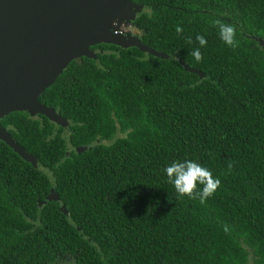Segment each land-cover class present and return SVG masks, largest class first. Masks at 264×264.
<instances>
[{"label":"trees","instance_id":"obj_1","mask_svg":"<svg viewBox=\"0 0 264 264\" xmlns=\"http://www.w3.org/2000/svg\"><path fill=\"white\" fill-rule=\"evenodd\" d=\"M133 1L168 58L72 60L39 98L69 143L44 115L0 120L42 167L0 140V264L32 222L18 264H264V0Z\"/></svg>","mask_w":264,"mask_h":264},{"label":"water","instance_id":"obj_2","mask_svg":"<svg viewBox=\"0 0 264 264\" xmlns=\"http://www.w3.org/2000/svg\"><path fill=\"white\" fill-rule=\"evenodd\" d=\"M141 12L142 6L133 0H0V120L13 112H27L63 125V117L39 98L72 60L96 58L90 49L95 44L138 47L168 58L131 35L130 25ZM0 140L38 166V160L1 126Z\"/></svg>","mask_w":264,"mask_h":264},{"label":"flooded vegetation","instance_id":"obj_3","mask_svg":"<svg viewBox=\"0 0 264 264\" xmlns=\"http://www.w3.org/2000/svg\"><path fill=\"white\" fill-rule=\"evenodd\" d=\"M143 11H144V7H142V12L137 14V17L140 16L143 13ZM137 17H136V19H137ZM135 21L132 23L133 24V29L135 31H139L140 32V30L136 27ZM134 30L132 31L131 35L134 38L135 37H138L137 39L142 40L141 34L140 35H135ZM95 56H96V58L94 60H97V52H95ZM78 59H80V58H78ZM59 115H61V114H59ZM62 117L64 119V124L63 125H59V124L51 121L50 119L49 120L52 123L55 124L56 129H58V131H61L62 132V134L64 135V137L67 139V142L69 143V139L68 138H69V134L71 133V121L68 120L67 118H65L64 116H62ZM87 149H88L87 146H81L79 148H76L77 151H79V150L80 151H86ZM69 150H71V147H69ZM32 166L34 168H37L38 166L40 167L41 165L38 164V166H35V165L32 164ZM40 168H42V167H40ZM0 182H1V176H0ZM0 186H1V184H0ZM51 193H52V191H51ZM51 196L52 197H55L56 194H54V192H53L51 194ZM0 217H1V214H0ZM31 217H33V215L32 216L30 215V217L28 218L29 221L32 220ZM14 228L16 229L14 231L17 232L18 235H17L16 239L15 240H11V242H13V244L18 247V253L20 251V247L21 246H29V247H31V246L35 245V243H36V232H35V223L34 222H32L31 224H22V223H18L16 225L14 224ZM26 228H33V230L30 229L29 232H27V229ZM22 229H23V231H22ZM0 252H1V249H0ZM18 253H17L16 258L14 260V262H17L16 264H18V262L21 261V258H20V256H19ZM29 253H31V250H30ZM11 258H13V257H11ZM0 259H3L1 255H0ZM71 260H74V259L71 258ZM28 264H35L31 260V257L29 259ZM45 264H47V263H45ZM51 264H70V263H69V261H67V259H63L61 261L56 260L55 263H51ZM71 264H73V263H71Z\"/></svg>","mask_w":264,"mask_h":264},{"label":"rangeland","instance_id":"obj_4","mask_svg":"<svg viewBox=\"0 0 264 264\" xmlns=\"http://www.w3.org/2000/svg\"><path fill=\"white\" fill-rule=\"evenodd\" d=\"M130 26H131V28H132V30H130V32H131V31H133L134 29H133V25H130ZM130 26H129V28H130ZM119 29H120V28H119ZM122 31H123V32L126 31L125 28H122ZM127 31H128V30H127ZM124 33H126V32H124ZM131 33H132V32H131ZM134 33H135V35H139V31H135V30H134Z\"/></svg>","mask_w":264,"mask_h":264}]
</instances>
